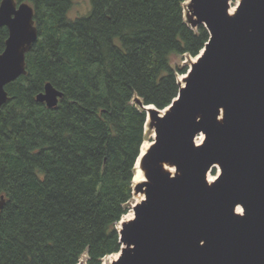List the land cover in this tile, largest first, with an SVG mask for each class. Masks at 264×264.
Wrapping results in <instances>:
<instances>
[{"label": "trees", "instance_id": "16d2710c", "mask_svg": "<svg viewBox=\"0 0 264 264\" xmlns=\"http://www.w3.org/2000/svg\"><path fill=\"white\" fill-rule=\"evenodd\" d=\"M16 1L35 7L39 35L0 112V264H102L121 250L145 140L134 99L170 106L188 70L173 58L210 34L187 23V0H90L75 19L74 0ZM48 83L63 94L54 108L37 101Z\"/></svg>", "mask_w": 264, "mask_h": 264}, {"label": "water", "instance_id": "95a60500", "mask_svg": "<svg viewBox=\"0 0 264 264\" xmlns=\"http://www.w3.org/2000/svg\"><path fill=\"white\" fill-rule=\"evenodd\" d=\"M230 2L189 0L192 28L204 25L208 43L170 106L135 99L155 137L135 164L146 180L134 183L133 195L145 198L133 219L119 222L122 247L111 264H264V0H242L233 15ZM34 16L28 3L0 4V28L9 32L0 112L6 87L27 74L39 35ZM62 97L48 83L37 101L54 108ZM214 168L220 173L210 183ZM5 204L1 196L0 211Z\"/></svg>", "mask_w": 264, "mask_h": 264}, {"label": "rangeland", "instance_id": "374dc122", "mask_svg": "<svg viewBox=\"0 0 264 264\" xmlns=\"http://www.w3.org/2000/svg\"><path fill=\"white\" fill-rule=\"evenodd\" d=\"M242 0H231L230 4H231V8H234L235 11H236V8L240 5ZM17 2V1H16ZM22 3H28V2H22ZM30 5H32L31 3H28ZM33 6V5H32ZM190 3H189V0H187L185 2V19L187 21V23L191 25L190 23V20L189 18L191 17V9H190ZM91 10V3H90V0H74L73 1V5H72V8L69 12V17L72 18V19H75V18H78L80 16H83V15H86L89 11ZM37 26V25H36ZM38 28V27H37ZM193 29H197V28H193ZM198 56V55H197ZM197 56L193 57V56H190V55H185V56H175L173 58V62H172V65L174 68H176L178 65L180 66H185L187 67L188 70H190V67H191V64L194 63L197 59ZM187 70V71H188ZM183 76H185V74L183 75H178V81L180 83V86L183 85ZM137 99V98H135ZM135 99H134V104H136L135 102ZM137 105V104H136ZM137 107H139L137 105ZM150 129H147L145 128V140L144 141H147V142H153L154 141V137H153V134L151 131H149ZM204 136V135H201L199 134L197 137L199 140H201L200 138ZM204 139H205V136H204ZM204 141V140H203ZM202 141V142H203ZM201 142V143H202ZM168 171H170L172 174H175L176 172V169L174 167H168ZM220 173V170L219 168H214V170L211 172V176L212 177H217ZM134 179V178H133ZM134 183V182H133ZM134 196V195H133ZM135 201L136 199L132 197V200L130 201V204H129V212L126 214L127 217L132 216V209H133V205H135ZM123 220V218L121 219ZM119 225V224H118ZM118 227V226H117ZM118 254V253H116ZM116 258V255L113 254V255H110V256H107L106 258H104V260L102 261V264H111L109 263V261L113 260ZM86 263V256L84 255L80 261V264H85Z\"/></svg>", "mask_w": 264, "mask_h": 264}, {"label": "bare ground", "instance_id": "6f19581e", "mask_svg": "<svg viewBox=\"0 0 264 264\" xmlns=\"http://www.w3.org/2000/svg\"><path fill=\"white\" fill-rule=\"evenodd\" d=\"M234 12H235V9L234 8H231L230 9V14L233 15ZM182 78H184V77H182ZM147 110H149V109H147ZM146 114H147L146 130L147 129H150L149 131L152 132L153 137H154L155 136V129L154 128H151L150 125H149L150 124V120H149V117H150L149 115L150 114H149V111H147ZM201 135H203V134H201ZM200 139L201 140H199L198 137L196 138V143L197 144H201V142L204 140V136H202ZM150 146H151V142L149 143L147 141H144V143L142 144V147H141V154L142 155L145 154L147 152V150L150 148ZM145 180H146L145 173L140 169L139 166H137L136 167V170H135L134 183L135 184H139L140 182H144ZM214 180H215V177H212L211 175H209V182L212 183ZM133 198L136 199L135 203H140L145 198V196H144V194H134ZM237 212L241 214L242 213V209L240 207H238L237 208ZM133 217H134V213H133V210H132V216L129 215V217H127L125 215L123 217V221H129V220L133 219ZM118 228L119 229L121 228V224L120 223L118 225ZM115 255H116V258L115 259H117L118 258V254H115ZM115 259L109 261V263L113 262Z\"/></svg>", "mask_w": 264, "mask_h": 264}, {"label": "flooded vegetation", "instance_id": "af4514ba", "mask_svg": "<svg viewBox=\"0 0 264 264\" xmlns=\"http://www.w3.org/2000/svg\"><path fill=\"white\" fill-rule=\"evenodd\" d=\"M18 3V2H17ZM19 4H21V3H18V5ZM30 5V4H29ZM32 6V5H31ZM33 8H34V10H35V7L34 6H32ZM35 14H36V10H35ZM34 20H35V16H34ZM35 24H36V20H35ZM3 30H7V32H8V29L6 28V27H2V28H0V36H1V33H2V31ZM8 35H9V32H8ZM7 38H8V36H7ZM6 38V39H7ZM6 41V40H5ZM5 49V48H4ZM4 51V50H3ZM2 53V52H1Z\"/></svg>", "mask_w": 264, "mask_h": 264}]
</instances>
